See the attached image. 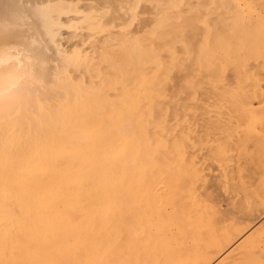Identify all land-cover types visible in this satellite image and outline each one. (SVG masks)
Returning a JSON list of instances; mask_svg holds the SVG:
<instances>
[{
	"label": "bare ground",
	"instance_id": "6f19581e",
	"mask_svg": "<svg viewBox=\"0 0 264 264\" xmlns=\"http://www.w3.org/2000/svg\"><path fill=\"white\" fill-rule=\"evenodd\" d=\"M177 1L0 0V264H264V0Z\"/></svg>",
	"mask_w": 264,
	"mask_h": 264
},
{
	"label": "rangeland",
	"instance_id": "374dc122",
	"mask_svg": "<svg viewBox=\"0 0 264 264\" xmlns=\"http://www.w3.org/2000/svg\"><path fill=\"white\" fill-rule=\"evenodd\" d=\"M140 1V0H139ZM180 4L182 5V1H177L176 3H174L173 4V8L174 9H178L179 8V6H180ZM139 5H140V2H138V4L135 6V8H134V10L135 11H138V8H140L139 7ZM141 6V5H140ZM140 10V9H139ZM140 15H142L141 13H139ZM135 21H136V23H137V16H135L132 20H130V22H128L127 24H126V26L124 27V28H131L134 24H136L135 23ZM115 28H118V27H115ZM263 44H264V34H263ZM263 49H264V45H263ZM263 52H264V50H263ZM229 89H231V87L229 88ZM232 90V89H231ZM231 90H230V92H231ZM227 91H228V89H227ZM226 91V92H227ZM233 91V90H232ZM234 92H235V88H234ZM233 92V93H234ZM225 93V92H224ZM232 93V94H233ZM226 95V94H225ZM234 95L236 96V94L234 93ZM227 96L229 97V94L227 93ZM232 97H234V96H231V98ZM230 98V97H229ZM230 98V100H232ZM234 99V98H233ZM229 100V101H230ZM263 101H264V66H263ZM231 102H233V101H231ZM228 103H230V102H228ZM231 104V103H230ZM224 131L226 132V134L227 133H229L228 131V129L227 128H225L224 129ZM225 134V133H224ZM225 134V135H226ZM263 208H264V125H263ZM264 211V210H263ZM263 253H264V214H263ZM263 258H264V255H263Z\"/></svg>",
	"mask_w": 264,
	"mask_h": 264
}]
</instances>
